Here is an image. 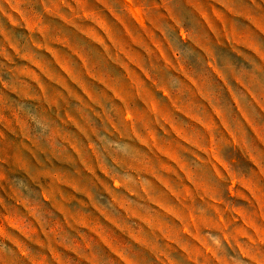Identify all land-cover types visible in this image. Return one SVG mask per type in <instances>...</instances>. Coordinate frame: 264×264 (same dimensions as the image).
Wrapping results in <instances>:
<instances>
[{"label": "rangeland", "instance_id": "1", "mask_svg": "<svg viewBox=\"0 0 264 264\" xmlns=\"http://www.w3.org/2000/svg\"><path fill=\"white\" fill-rule=\"evenodd\" d=\"M9 1L0 264H264V0Z\"/></svg>", "mask_w": 264, "mask_h": 264}, {"label": "crops", "instance_id": "2", "mask_svg": "<svg viewBox=\"0 0 264 264\" xmlns=\"http://www.w3.org/2000/svg\"><path fill=\"white\" fill-rule=\"evenodd\" d=\"M130 4L140 5L137 1L130 0ZM22 3L17 1L1 0L0 1V23H3L2 28L0 29V35H4L6 29L4 25L17 26V24L22 23L24 11Z\"/></svg>", "mask_w": 264, "mask_h": 264}]
</instances>
